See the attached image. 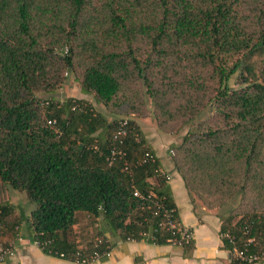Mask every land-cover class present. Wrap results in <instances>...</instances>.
Wrapping results in <instances>:
<instances>
[{
	"label": "trees",
	"instance_id": "obj_1",
	"mask_svg": "<svg viewBox=\"0 0 264 264\" xmlns=\"http://www.w3.org/2000/svg\"><path fill=\"white\" fill-rule=\"evenodd\" d=\"M71 74L105 112L55 100ZM148 114L164 134L186 128L170 153L191 203L227 207L219 234L264 250V0H0V185L26 193L45 256L171 245L165 213L182 224L167 173L127 118ZM11 210L0 203V228Z\"/></svg>",
	"mask_w": 264,
	"mask_h": 264
},
{
	"label": "crops",
	"instance_id": "obj_2",
	"mask_svg": "<svg viewBox=\"0 0 264 264\" xmlns=\"http://www.w3.org/2000/svg\"><path fill=\"white\" fill-rule=\"evenodd\" d=\"M138 126L142 127L140 121ZM147 145L156 156L161 169L170 177L168 186L181 224L192 231V247L183 249L173 245H152L146 242L112 239L114 248L109 256L105 260L92 264H231L228 251L223 247L219 237L221 220L216 215L194 210L184 183L174 170L171 160L166 157L161 148V142H147ZM2 264L75 263L45 256L31 242L29 235L24 237L21 234L18 242L15 243L14 257L6 259Z\"/></svg>",
	"mask_w": 264,
	"mask_h": 264
},
{
	"label": "rangeland",
	"instance_id": "obj_3",
	"mask_svg": "<svg viewBox=\"0 0 264 264\" xmlns=\"http://www.w3.org/2000/svg\"><path fill=\"white\" fill-rule=\"evenodd\" d=\"M46 96V95H44ZM53 97L55 100L62 102L65 99L71 98L74 100H83L85 105H90V107L99 112H105V109L100 106L96 105L92 97L89 95H84L80 91V86L79 83H77L74 79V75H68V80L62 86L61 88L57 89L56 92L53 94ZM150 101H148L147 105H149ZM128 119H135V121L142 124L141 128V136L143 138L144 146L149 148L147 145L148 143H160L161 142V148L163 149L164 153L166 154V157H168L172 161V154L170 153V150L172 149V146L174 144H179L182 138V135L186 132V128L180 130L176 134H164L162 133L156 126V123L151 115L148 114L147 117H142V118H135L133 115H129L127 117ZM127 118H122L120 117L119 120L121 119H126ZM108 120H111L108 118ZM164 137L165 139H161ZM189 196V195H188ZM190 200V197H189ZM194 203H192L194 206V210H198L201 212H207L211 215H216L218 218L221 215H224L223 211L227 208H223L218 210L217 208L213 207L212 209H209L207 204H205L203 201L199 200L197 197L193 198ZM212 202V200H209ZM0 203H7L10 207H12V213L10 218L8 219L9 224L4 225L0 228V244H6L9 246H12L15 249V243L18 242L20 235L23 234L24 237L28 236V219L29 215L31 213V210L33 209V205L29 202L26 193L25 192H19L13 189H8L6 187H3L0 185ZM215 204V203H213ZM221 220V218H219ZM15 222L13 234L10 233L9 227L10 223ZM86 222L85 220H81L80 226L84 229L87 230L86 227ZM91 228L88 227V232H91ZM220 235V234H219ZM16 252V251H15ZM16 255V254H15ZM14 257V256H13ZM95 263V262H94ZM2 264V262L0 263ZM92 264V263H91Z\"/></svg>",
	"mask_w": 264,
	"mask_h": 264
},
{
	"label": "built area",
	"instance_id": "obj_4",
	"mask_svg": "<svg viewBox=\"0 0 264 264\" xmlns=\"http://www.w3.org/2000/svg\"><path fill=\"white\" fill-rule=\"evenodd\" d=\"M127 135V121H121L119 122L118 126V132L116 135V139L118 140L119 144L123 143V137ZM120 151L117 149H113L111 151V154L108 158L110 162L117 156L120 155ZM148 160H154V156L151 154L146 153L141 163H144ZM167 181L170 180V177L168 174H166ZM137 196V193L134 194ZM165 218H167V226L169 230L173 231V239L171 245L176 247H182L184 244L189 243L190 240H192V231L190 228L182 225L179 226L174 221H172V216L170 212L165 213ZM220 239H226L228 242L233 246L232 250L229 254V258L233 259L237 264H258V263H264V250H260L259 252H249L248 248L250 245L255 244L254 239H249L244 249H238L235 246V240L234 237L229 235V233H223L219 235ZM14 256V250L11 246H3L0 244V263L4 262L5 259L12 258Z\"/></svg>",
	"mask_w": 264,
	"mask_h": 264
}]
</instances>
